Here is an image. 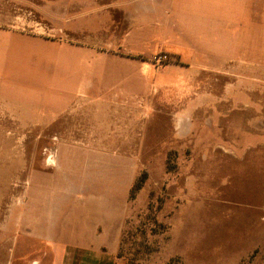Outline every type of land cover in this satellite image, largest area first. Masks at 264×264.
<instances>
[{
    "label": "rangeland",
    "instance_id": "obj_1",
    "mask_svg": "<svg viewBox=\"0 0 264 264\" xmlns=\"http://www.w3.org/2000/svg\"><path fill=\"white\" fill-rule=\"evenodd\" d=\"M118 1L0 0V264L91 242L119 243L114 264H261L264 41H247L260 50L228 84L193 92L192 71L153 64L157 29L121 39ZM245 16L264 20V0ZM95 215L114 219L99 238L85 225Z\"/></svg>",
    "mask_w": 264,
    "mask_h": 264
},
{
    "label": "crops",
    "instance_id": "obj_2",
    "mask_svg": "<svg viewBox=\"0 0 264 264\" xmlns=\"http://www.w3.org/2000/svg\"><path fill=\"white\" fill-rule=\"evenodd\" d=\"M115 5L123 21L118 29L121 39L146 40L157 29L158 33L164 36L162 53H166L170 61H174L167 64L169 68L183 75H186L188 70L192 71L187 76V84L191 83L193 92H209L208 89L217 88L222 82L226 83L232 78V74L242 71L240 66H246V61L242 57L260 50L257 45L255 49L254 45L249 48L247 41L251 40L252 43L264 41L263 18L248 20L245 16L248 15L250 7L262 6L263 0H119ZM233 11L237 13L236 16H233ZM261 49L263 50V47ZM128 60L135 62L136 65L144 64L138 59ZM233 63L237 65L232 67ZM212 91L214 90L210 93ZM213 100L208 102L209 111L222 104L220 98L214 96ZM216 112L230 129L226 124V121L231 120L230 113L218 108ZM182 119H179L180 129L184 127ZM225 126L222 124L220 127L222 129ZM232 131L237 129L222 135L237 138ZM236 147L221 146L220 152L225 159L236 160ZM112 222L113 217L104 220L95 215L87 218L85 225L88 233L99 238L108 234V225ZM101 228H105V235L100 233ZM118 232L119 228L116 230L115 238ZM48 233L51 234L52 231L48 230ZM91 243L83 249H72L61 243L55 246L50 243L51 246H47L50 251L49 260L45 261L43 257L41 260H35L34 264H114L115 250L119 243L114 242L112 247L101 242ZM103 253L108 256L107 259L103 258Z\"/></svg>",
    "mask_w": 264,
    "mask_h": 264
},
{
    "label": "trees",
    "instance_id": "obj_3",
    "mask_svg": "<svg viewBox=\"0 0 264 264\" xmlns=\"http://www.w3.org/2000/svg\"><path fill=\"white\" fill-rule=\"evenodd\" d=\"M173 153H170V155H172ZM167 170L169 173H173L176 170L175 165L174 166H170V161H168V167ZM148 175L146 173H144L135 183V185L133 186L132 190H131V195H130V200H135L138 193L141 192L146 184ZM156 234V233H155ZM144 238H147L146 236V231L143 233ZM147 250H148V254L153 253L154 251L151 249V247L149 245H147ZM126 264H141L138 263L136 260L133 259H128ZM261 264H264V257L263 260L261 262Z\"/></svg>",
    "mask_w": 264,
    "mask_h": 264
},
{
    "label": "built area",
    "instance_id": "obj_4",
    "mask_svg": "<svg viewBox=\"0 0 264 264\" xmlns=\"http://www.w3.org/2000/svg\"><path fill=\"white\" fill-rule=\"evenodd\" d=\"M170 57L169 55L165 53L158 54L154 56L153 58V64L157 69H160L161 67L165 66L167 63L170 62Z\"/></svg>",
    "mask_w": 264,
    "mask_h": 264
}]
</instances>
